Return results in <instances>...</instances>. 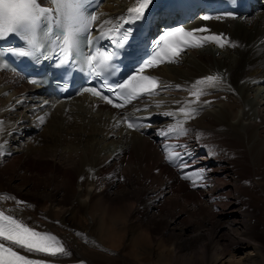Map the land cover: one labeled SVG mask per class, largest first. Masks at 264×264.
<instances>
[{
  "label": "bare ground",
  "instance_id": "bare-ground-1",
  "mask_svg": "<svg viewBox=\"0 0 264 264\" xmlns=\"http://www.w3.org/2000/svg\"><path fill=\"white\" fill-rule=\"evenodd\" d=\"M136 3L106 0L97 22L119 23ZM206 26L201 37L230 43H205L154 71L164 93L176 95L169 110L151 109L162 101L152 97L123 112L84 96L47 102L0 74V210L56 235L69 251L60 263L264 264V7ZM208 75L221 83L197 103L191 86ZM186 102L199 109L189 134L158 135L174 119L163 114ZM125 115L150 116L151 126L130 131ZM165 142L187 153L190 167L170 163ZM194 169L207 170L203 186L185 178Z\"/></svg>",
  "mask_w": 264,
  "mask_h": 264
},
{
  "label": "snow or ice",
  "instance_id": "snow-or-ice-1",
  "mask_svg": "<svg viewBox=\"0 0 264 264\" xmlns=\"http://www.w3.org/2000/svg\"><path fill=\"white\" fill-rule=\"evenodd\" d=\"M51 2L55 5V17L53 9L42 6L39 0H12L10 4H0V40L6 39L10 34L19 37L25 44V50L18 53L20 56L43 54L46 47H51L55 53L63 54L64 61L79 58L80 63L99 77L112 72L115 68L114 58L119 55V50L126 46L131 36V28L121 31L123 24H134L141 21L152 0H137L136 5L128 10V15L120 18L123 23L110 28L108 32L98 28L99 35L95 41L92 38L91 27L97 16L87 11V0H51ZM203 19L208 20L210 17L205 16ZM208 31L207 28H199L186 32L183 28H178L161 35L159 40L153 42L152 55L137 67L134 74L116 84L115 87H107V91L113 94L112 98L94 87L85 89V91L118 109L124 108L125 105L141 96H152L160 88V83L155 76L144 75L146 69L159 66L165 61L175 62L176 58L189 46L202 47L205 43H214L224 48L230 43L223 34L202 37H197L195 34ZM110 33L115 34L110 35ZM104 40H108L116 50L108 51L100 47L99 45ZM32 83H37V81H32ZM220 83L219 75H208L192 84L190 95L195 97L198 103L201 96L208 94L205 88L216 87ZM179 87L177 85V88ZM136 111L140 109L137 108ZM198 114L199 109L191 107V102H186L178 109V112L163 114L173 117V123L167 129L158 130L157 134L161 137H169L173 133L177 138L186 136L191 130L186 128L185 124ZM177 116H182L183 119H176ZM150 119L149 116L129 121L128 116L125 115L120 123L127 122L128 129L139 130L143 127H150L151 125L140 122ZM39 121L43 123L44 117L40 116ZM163 146L170 163L175 164L177 160H180L181 162L176 164L177 167L182 169L190 167L189 162L184 158L187 153L172 150L167 142ZM177 147L181 146L177 145ZM4 149L5 145L0 144V156L5 155ZM206 171L205 169H194L191 174L186 172L185 178L192 179L194 184L203 186ZM8 198L15 199V197ZM17 203L25 202L17 201ZM17 249H22L29 254L54 258L69 255L64 243L56 235L38 231L22 218L0 210V264H49L46 260L33 259L29 255L21 254Z\"/></svg>",
  "mask_w": 264,
  "mask_h": 264
},
{
  "label": "rangeland",
  "instance_id": "rangeland-1",
  "mask_svg": "<svg viewBox=\"0 0 264 264\" xmlns=\"http://www.w3.org/2000/svg\"><path fill=\"white\" fill-rule=\"evenodd\" d=\"M255 16H256V15H255ZM218 93H219V92H218ZM220 93L223 94L224 91H221ZM3 95H4V94H3ZM7 95H8V94H7ZM223 95H224V94H223ZM223 95H222V96H223ZM175 96H176V95H174V94H170V93H169V94H160V95H157L156 97H157L158 99L162 100V101H161V105H157L158 107H156V106L154 107V106H153V107H151V109H154V108H155V109H156V108H160V106H161L163 109L166 108V109L169 110V109H170V106H168V104H169L168 102H170V100H172V99H175V98H176ZM5 97H6V96H5ZM5 97H4V98H5ZM8 99H9V100L11 99V94L8 95ZM29 99H30V98H29ZM35 99H37V98H35ZM154 99H156V98H154ZM163 101H164V102H163ZM165 101H166V102H165ZM162 102H163V103H162ZM31 103H32V101H31ZM162 105H163L164 107H163ZM165 105H166V106H165ZM156 110H157V111H161L162 109L160 108V110H159V109H156ZM25 114H26V113H23L22 116H25ZM22 119H23V118H22ZM26 119L28 120V122L30 121L29 116L26 117ZM36 122H38V121H36ZM32 141H33V139H31L30 136H28V137L26 138V140H25V139H22V142H24V143H29V142H32ZM83 257H85V256H83ZM85 258H87V257H85ZM87 263H88V264H92V261H87ZM93 263H94V262H93Z\"/></svg>",
  "mask_w": 264,
  "mask_h": 264
},
{
  "label": "clouds",
  "instance_id": "clouds-1",
  "mask_svg": "<svg viewBox=\"0 0 264 264\" xmlns=\"http://www.w3.org/2000/svg\"><path fill=\"white\" fill-rule=\"evenodd\" d=\"M7 7V6H6Z\"/></svg>",
  "mask_w": 264,
  "mask_h": 264
}]
</instances>
